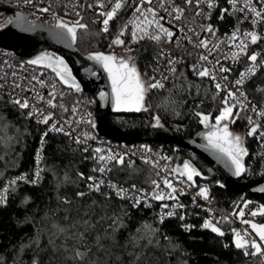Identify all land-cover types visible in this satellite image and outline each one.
Segmentation results:
<instances>
[{
    "label": "trees",
    "instance_id": "trees-1",
    "mask_svg": "<svg viewBox=\"0 0 264 264\" xmlns=\"http://www.w3.org/2000/svg\"><path fill=\"white\" fill-rule=\"evenodd\" d=\"M219 1L226 5L227 0ZM129 17V12L120 14L105 33L92 27L91 14H84L82 23L88 28L79 30L77 48L83 54H130L141 73L148 74L159 44L147 38L138 42L127 38L125 45L133 51L123 53L111 43ZM248 94L264 108V69L248 87ZM214 96L212 82L192 74L186 63L165 89L148 93L147 111L110 115L109 119L125 132L134 133L149 132L158 116L161 127L178 138L190 139L202 128L195 113L218 114L221 104ZM11 101L0 95V191L19 173L33 177L35 152L47 126L28 118L26 110ZM246 117L240 114L229 126L231 131L244 134L248 154L254 143L248 136L251 126ZM148 143L167 149L175 167L178 151L172 145ZM43 155L39 182L10 185L5 202L0 203V264L247 263L244 249L235 246V236L227 227L220 235L199 225L186 230L179 216L158 223V203L134 207L126 200L90 190L87 177L93 174L96 161L90 151L73 146L66 136L48 135ZM111 178L123 185L150 188L156 175L142 164L124 163L114 166ZM195 182L207 184L222 208L228 209L242 199L241 194L219 186L217 178L197 176ZM80 192L85 195L79 196ZM256 199L264 203V198ZM258 222H264V218ZM60 228L65 231L60 232ZM77 251L84 254L83 259L76 256Z\"/></svg>",
    "mask_w": 264,
    "mask_h": 264
},
{
    "label": "built area",
    "instance_id": "built-area-1",
    "mask_svg": "<svg viewBox=\"0 0 264 264\" xmlns=\"http://www.w3.org/2000/svg\"><path fill=\"white\" fill-rule=\"evenodd\" d=\"M103 2L105 7L100 8L99 3ZM115 0H36L33 4H25L24 0H0V11L2 9L13 10L25 13L28 17V21L30 24L41 25L44 27H55L56 21L53 18V15H59L62 19H68L69 22L75 21L79 19L78 16L75 15V12H79L80 16L83 17L84 14L92 15V27L94 29H98L102 31V20L103 16L100 15L101 12L110 11ZM254 5L257 9H260V0H253ZM217 7L213 9H209L205 3V0H200L197 5L196 0H193L192 5H188L185 3V0H174L175 6L184 9V20L174 22L175 25H179L185 27V31L187 32L188 28H196L197 31H200L201 25L211 24L213 28L216 30L215 36H211V34L207 32L201 31L200 37L193 36V40L198 43L201 38H209L213 43L218 42L219 40L227 41V38L231 36L233 31H236L239 28L241 33L247 31H256L261 39L256 44H251L249 42L247 48V56L241 55L238 59L232 58V51L236 49L230 48L227 43L221 45L219 50H214L212 55L209 56V61L212 65H215V58L220 59V65L224 67H228L231 69L229 73L221 74L219 73L220 65H215L217 69V78L218 80L222 75L228 76V81H222L223 83H227L229 88L233 87L234 81L239 78L240 73L244 72L246 68L252 65V62L248 60V56L252 54H257L256 71L255 74L251 75L248 79H246L244 85L241 88V91L246 93L247 101H250L249 111L241 112V115L252 116L254 120H256L261 125V130H264V118L258 116L256 113L252 112L251 106L255 105L257 110H264V108L258 107L249 97L248 87L254 81V79L258 76V74L264 69V23H257L253 25L252 19L254 18V14L250 11L239 12L236 11L233 15V6L228 4L226 1V5H221L219 0H216ZM245 3V0H239L237 7H242ZM51 4V9L48 13H42L37 11V6L39 7H47ZM91 4L92 7H88ZM157 0H153L152 7H156ZM72 5H75L73 8ZM135 3L133 0H126L125 5L122 9H120L117 13V16L110 21L109 29L117 19L120 14H124L129 12L130 17L127 20L126 25L128 26L127 32L125 36L122 38L126 40L127 38H131L130 32L133 30L134 25L129 24L130 20H135L136 14L134 15ZM169 10L171 11L172 4H169ZM229 9L228 13H223V9ZM200 13L197 15V13ZM223 13L224 18L221 19V15ZM159 14L165 16V20L162 23L165 27L172 28L173 31H176V27L174 25L169 24V20L171 17L167 12L163 10H159ZM210 14V18H207ZM245 16L248 18L245 19ZM83 19L80 21L82 23ZM1 31V27H0ZM187 35L192 36L191 32H187ZM184 33L177 32V36L173 38L181 39V43L177 46L175 43H162L159 44L160 48L154 60L152 61L148 76L156 75L157 78H160V74L163 73L169 77L168 80L164 81L165 87L174 80L175 75L171 74L168 71L169 65L165 63L168 57L160 58L159 53L161 49H164L166 52L171 53V58L176 59L178 63H176L175 67L177 68V72L181 65L188 64L189 70L191 71V66L194 63H197V58L204 52L203 49H198L193 47L192 44L188 43L187 40H183L182 37ZM115 39V38H114ZM132 39V38H131ZM238 43V41H237ZM211 46V45H210ZM120 49L125 50V47L119 46ZM206 54V53H205ZM228 58H225V57ZM158 71H154L157 70ZM192 74L196 75L193 71ZM15 73V76H13ZM38 76L39 79L44 80L48 85L52 83L56 84V89L58 93H63V98L57 96V102L63 103L66 108L69 109L68 112H64L60 108L51 109L46 107L43 103H38L35 98V94L29 89L32 88L33 85L36 86V91L40 92L45 99L47 100L48 93L51 90L50 87L41 88L35 81L31 80L32 76ZM210 82H212L214 86V82L210 80L208 77H205ZM0 84L3 87H0V95L8 96L11 100L13 98H24L29 99L30 104H37V107H41L44 109L45 115L49 112H53L55 115L52 120L46 124V129L39 141V145L35 152V167L34 174L31 179L27 177V175L22 172L7 181V184L1 189L0 196L6 197L5 189H8L10 185H12V181L16 183H26L30 185L37 184L41 178L44 165H43V154L44 148L46 145V137L50 134L64 135L66 136L72 143L73 146H78L83 149L87 148L90 151L96 161V168L106 167L110 169V171H106L105 173H100L98 171H93L91 176L95 177L97 181L103 180L104 184L101 185L100 191L103 195L115 196L119 199H123L128 201L131 205H133L132 198H121L116 194V189L109 187V185H117L118 188H123L127 191L129 196H142L144 193H151L153 191V185L150 188H144L135 185H123L111 178V172L114 166L117 163L116 161H100L98 160V155L108 156L110 154H119L124 158L125 164H142L143 166L149 168L156 175L157 172H160V177L168 176L170 180H172L173 184L178 188V201L177 200H165V201H156L149 198L148 203L155 204L158 203V215L157 222L162 223L165 220L179 216L182 221H184V229L190 230L195 225H199L201 228L204 227V224L207 221H211L212 225L218 227L221 231H223L224 227H227V231L229 234L234 236L235 233L239 232L241 237L244 239H248V236L245 235L247 232L251 238L256 239L259 242V237L256 232L251 228L249 223H243L242 221H258L259 219H263L264 215L261 214V206H264V203L260 200L247 197L246 194H242V199L239 201H235L230 204L228 209L222 208L219 206L216 198L213 196L211 188L201 182L197 184L196 182L193 184L190 181H187L184 177H179L178 174L168 175L167 172L162 171L161 169L167 167L169 169L175 168L172 165V154L165 149L162 145L152 146L148 142H137V143H119L110 138H106L100 136L94 129L92 124L87 122H80L77 124V121H80V118L83 116L85 121H87L88 113H91V119L94 122V113L96 108V99L90 94H74L73 90L65 87L56 77V75L50 70L37 68L25 60L16 55V53L8 48H5L0 45ZM14 84H19L22 88L14 87ZM23 89V90H22ZM215 89V88H214ZM216 92V90H215ZM73 95L75 96L73 98ZM225 93L221 92L220 96H224ZM220 101V97H216ZM243 100V97H241ZM79 102V103H77ZM17 106V105H16ZM75 106L78 108L76 113L71 112V108ZM18 107V106H17ZM19 108V107H18ZM26 110L28 114V109ZM30 119L38 120L36 116H33ZM65 121H71V125L65 123ZM56 123L57 127H64L65 132H70L71 135H66L65 132H58L52 130V124ZM47 133V135H44ZM83 133H88L90 139H87L85 143H76V137H80L81 140H84L85 137ZM254 146L251 151L246 155V160L244 162V166L246 171L243 174V182H248L251 180H263L264 181V137H261L259 134L255 135L252 139ZM96 148H102L104 151L100 154L95 152ZM146 149H150V151H146ZM110 150V152H109ZM166 157L167 159H163ZM145 159H149L152 161H158L160 167H154L151 163H146ZM123 163V164H124ZM39 172V177L36 176V173ZM20 177H25L26 179H20ZM160 177L156 175L154 180H159ZM180 181H183L181 183ZM15 183V184H16ZM93 181L89 180V184H92ZM163 184L161 183V188H163ZM206 188L208 190V199H204L202 196L197 193L200 189ZM170 191V190H168ZM163 204H168V208H162ZM247 204V207H245ZM179 205H183L180 207ZM140 206L148 207L145 203H141ZM139 206V207H140ZM243 210L244 216H239V212ZM256 211V216H251V212ZM168 212H173L174 214L168 216ZM161 215L164 216L163 221L161 222ZM196 220V221H195ZM225 225V226H224ZM262 249H264V243L261 244ZM247 258L248 261L246 264H264V255L255 254L253 255V249L251 247L248 248Z\"/></svg>",
    "mask_w": 264,
    "mask_h": 264
},
{
    "label": "snow or ice",
    "instance_id": "snow-or-ice-1",
    "mask_svg": "<svg viewBox=\"0 0 264 264\" xmlns=\"http://www.w3.org/2000/svg\"><path fill=\"white\" fill-rule=\"evenodd\" d=\"M35 2L36 0H24L25 4H33ZM125 2L126 0H115L110 11L100 13V15L104 17V19L102 20L103 32L107 33L109 31L110 21H112L117 16L118 11L124 7ZM199 2L200 0H196L197 5L199 4ZM227 2L228 4L233 6V15L236 11L242 13L245 11H250L252 14H254V18L252 19L253 25L257 23H264V0H260L259 10L254 5L253 0H245V3L242 7H237L239 0H227ZM133 3H135L136 5L134 8V15L139 14L136 15L135 20H130L128 22L129 24L134 25L133 30L130 32L133 42H138L139 40L147 38L156 42L157 44L175 43L177 46H179L181 43V39H176L175 41L173 40V38L177 36V32H179L184 33V36L182 37L183 40H187L188 43L192 44L195 48L204 50V52H201V54L198 56L197 63L192 64L191 71H193L200 78L208 77L214 82V88L216 92L213 99H215L216 97H220L221 107L218 109V114L215 116H213L211 113L205 114L201 112H197L195 113V115L200 118V123L204 126V128L208 129L207 133H205L204 135V138L207 141L206 147H209L212 150H215L216 152L226 156L235 168V175H241L246 171L242 163V158L247 155V150L243 147L242 137L233 133L229 128V124H234L236 122V119L240 118V113L242 111H249L250 101L247 103L245 102L247 101V96L246 93L241 91V88L244 85L246 79L255 74V62L257 61L258 57L257 54L248 56V60L252 62V65L246 68L244 72L240 73L239 78L234 81L233 87L235 88V91H233L232 88H229L227 83L222 82L228 81L227 75H222L219 80L217 78V69L215 65H220V59L215 58V65H212L209 61V56L212 55L214 50H219L221 48V45H224L225 43H227L230 48L236 49L235 51H232V58L234 60L238 59L241 55L247 56V48L249 42L251 44H256L261 39V36H259L256 31H247L241 33L239 31V28H237L236 31H233L231 36L227 38V41L219 40L218 42L213 43L211 39L206 37L199 39L197 43L193 40V36L200 37L201 31H203L211 34V36L214 37L216 30L211 24L201 25L200 31H197L196 28H188L187 32H191L192 36L187 35L185 27L174 24V22L176 21H182L185 19L183 15L184 9L175 6L174 0H157L156 7L151 6L153 4V0H133ZM170 3L172 4L171 11L168 7ZM185 3L188 5H192L193 0H185ZM205 3L209 9H213L218 6L216 0H205ZM72 7L74 8L75 5H72ZM88 7L91 8L92 5L89 4ZM99 7L104 8V3L100 2ZM50 9L51 4H49L47 7L37 6V11L42 13H48ZM159 10H163L164 12L168 13V15L171 17L168 22L170 25H174L176 27V31H173L170 27H165V25L162 23V21L165 20V16L160 15ZM228 12L229 9H223V13ZM223 13L220 17L221 19L224 18ZM199 14L200 13L198 12L197 15ZM75 15L78 16L79 19L72 22L62 19L59 15H53V18L56 21L55 27L62 30L60 35L67 34L71 37V40L73 42L77 38V32L79 29L87 30L88 28L87 24L80 22L83 17L80 16V13L78 11L75 12ZM207 18H210V14ZM247 18L248 17L245 16V19ZM12 23L13 20L8 19L6 24L0 25V27H5L7 26V24ZM127 28L128 26L124 25L111 43L115 46L125 47L126 53H131L133 49H131L130 47H126L125 40L122 38L123 36L128 34ZM163 57H168V59L165 61V63L169 65L168 71L171 74L175 75L177 73V68L175 67V65L176 63H178V61L171 58L170 52H166L164 49H161L159 57L157 59L159 60ZM88 58L98 63L103 71L107 73L108 79L111 83L112 100L117 111H147L145 101L148 93L152 90L165 89L164 81L169 79V77L167 75H164L163 73L160 74L159 79L156 75L148 76L146 72L141 73L134 62V57L130 54L118 55L114 52L108 54H105L104 52H96L94 54H91ZM225 58L228 57L226 56ZM28 63L32 65H44L45 67L50 68L53 72L56 73L60 81H62L64 84L68 85L70 88H74L77 92L81 91L79 83H77L75 77L71 75V71L68 69L62 58H53L45 53L35 59L28 61ZM154 71H158V69ZM230 71V68L224 67L223 65H220L219 67V73L221 74L229 73ZM13 76H15V73H13ZM31 80L35 81L36 84H38L41 88H51L48 93L49 98L47 100L40 92L36 91L35 85H33L31 89H29L35 94V98L38 103H43L44 105H46V107L51 109L60 108L64 112L69 111V109L66 108L63 103L57 102V96L59 95L62 99L63 93L57 92L55 83L48 85L44 80L39 79V77L35 75L31 77ZM0 87H3V85L0 84ZM14 87L22 88V86L19 84H14ZM221 92L225 93V95L222 97L220 96ZM107 95V93L101 92L100 98L106 99ZM241 97H243V100L241 99ZM11 102L17 105L20 109H28V118L36 116L38 118V123L48 124L55 115L53 112H49L47 113V115H45L44 109L41 107H37V104L35 103L30 104L28 98H24L23 100L21 98H13ZM250 110L256 113L258 116L264 118V110L258 111L255 105L251 106ZM77 111V107L73 106L71 108L72 113H76ZM87 116V121H85L84 117L82 116L80 118V121H77V124H79L80 122H87L89 124H92L94 127L95 125L91 119V113H88ZM246 119L248 124L251 126L248 135L255 136L259 134L261 137H264V130H261V125L256 120H254L252 116H247ZM155 121V126L160 127V119L158 116L155 117ZM65 123L69 124V126L71 125V121H65ZM51 127L52 130L65 132L64 127H57L56 123L52 124ZM65 134L69 136L71 135L70 132H65ZM44 135H47V133H45ZM83 136L85 137L84 140H81L80 137L75 138L77 144L85 143L87 139L92 138L88 133H83ZM84 151H88V149L85 148ZM103 151L104 150L102 148L95 149V152L97 154H100ZM146 151H150V149H146ZM97 158L100 161L108 160L116 161L119 164L124 163V158L119 154H110L107 157L104 155H98ZM163 159L167 158L163 157ZM145 162L153 164L154 167H160L158 161L154 162L152 160L145 159ZM161 170L167 172L168 175L178 174V178L186 176L187 181H191L193 183L194 177L200 175L197 169L193 167L191 163L187 162L183 164L182 168L180 166L171 169L164 167ZM93 171L105 173L106 171H110V169H107L106 167H99L97 169H94ZM156 175L160 177V172H157ZM36 176L39 177V172L36 173ZM81 176H83V174H81ZM20 179L26 178L20 177ZM87 179L93 181L92 184L88 185L90 190L100 191L101 185L104 184L103 180L97 181L93 176H89L87 177ZM180 182L183 183V181ZM11 183L15 184L16 182L12 181ZM151 183L153 185V191L150 194L144 193L142 196H134V194L133 196H129L125 189L118 188L117 185H109V187L116 189V194L118 196H121V198H132L134 207H139L141 203H145L146 206L151 207V204L148 203L149 198L156 201H178L177 193L180 190H178V188L173 184L172 180H170L168 176L160 177L159 180H152ZM161 183L164 186L163 188H161ZM132 187L135 188V185H133ZM4 191L7 192L8 189H5ZM197 194L202 196L204 199H208V190L206 188L200 189ZM78 195L84 196L85 193L80 192L78 193ZM5 199L6 198L4 196H0V203H4ZM65 202L67 203V201ZM179 206L183 207V205ZM168 207V204L162 205V208ZM245 207H247V204H245ZM173 214V212L167 213L168 216H171ZM261 214L264 215V206H261ZM256 215V211L251 212V216L254 217ZM239 216H244L243 210L239 212ZM160 219L162 222L164 216L161 215ZM242 222L246 224L249 223V221L246 220ZM250 226L253 230L256 231V234L259 237V242L256 239L251 238V236L247 232L245 233V235L248 236V239H244L243 237H241V234L237 232L235 233L237 237L235 246L237 248L244 249L245 254H248L247 250L249 247H251L254 250L252 253L253 255H264V249H262L261 247V244L264 243V224L258 225L256 223H251ZM204 227L211 228L213 232L224 235V233L221 232L218 227L212 225L211 221H207L204 224ZM59 231L64 232L65 229L60 228ZM76 256L80 259H83L84 254L77 251Z\"/></svg>",
    "mask_w": 264,
    "mask_h": 264
},
{
    "label": "water",
    "instance_id": "water-1",
    "mask_svg": "<svg viewBox=\"0 0 264 264\" xmlns=\"http://www.w3.org/2000/svg\"><path fill=\"white\" fill-rule=\"evenodd\" d=\"M2 11L8 14L13 23L0 31V45L14 51L17 56L27 63L45 53L53 58H62L71 71V75L79 83L80 92L60 81L56 73L50 68L44 65L29 64L37 68L50 70L65 87L72 89L74 94H90L96 99L97 103L93 118L94 129L100 136L119 143L157 142L172 145L178 151L175 167L181 165L182 158H187L198 168L199 176L205 179L217 178L219 186L232 190L237 194L264 198V190H262L264 189V181L241 182L244 172L239 176L235 175V168L226 156L206 147L207 141L198 140L200 131L193 138L181 139L163 127L154 126L149 132L128 133L114 125L109 119L110 115L132 111H117L114 107L111 96V83L107 73L103 71L98 63L88 58L94 53H81L76 46L77 38L73 42L67 34L60 35L62 30L56 27L30 24L27 15L22 12L7 9H2ZM101 92L108 94L106 99L100 98ZM196 177H194V183Z\"/></svg>",
    "mask_w": 264,
    "mask_h": 264
},
{
    "label": "rangeland",
    "instance_id": "rangeland-1",
    "mask_svg": "<svg viewBox=\"0 0 264 264\" xmlns=\"http://www.w3.org/2000/svg\"><path fill=\"white\" fill-rule=\"evenodd\" d=\"M8 19H10V17L8 16V14L7 13H5V12H3V11H0V25H4V24H6V22H7V20ZM67 21H68V19H67ZM8 25V24H7ZM3 27H1V29H2ZM120 51L121 52H123L124 53V51L125 50H123V49H120ZM161 127V126H160ZM229 128H230V126H229ZM233 133H235V134H237V135H240L241 137H242V140H243V147L246 149V140H245V136H244V134H240V133H236V132H234V131H232ZM249 136V135H248ZM253 137L254 136H249V138L250 139H253ZM247 150V149H246ZM245 157H246V155L242 158V162H244V159H245ZM185 162H187V163H191L192 164V166L193 167H195L196 169H197V171L199 172V170H198V168L195 166V164L194 163H192L190 160H188L187 158H182L181 159V167H183V164L185 163ZM200 173V172H199ZM251 223H256V224H258V225H260V224H264V222H258V221H250L249 222V224L251 225ZM255 231V230H254ZM256 232V231H255ZM236 239H237V237L235 236V238H234V240L236 241Z\"/></svg>",
    "mask_w": 264,
    "mask_h": 264
},
{
    "label": "flooded vegetation",
    "instance_id": "flooded-vegetation-1",
    "mask_svg": "<svg viewBox=\"0 0 264 264\" xmlns=\"http://www.w3.org/2000/svg\"><path fill=\"white\" fill-rule=\"evenodd\" d=\"M213 123H214V120H213ZM231 130V129H230ZM207 131H208V129H206V128H204V126L202 125V128H201V130H200V135L198 136V140L199 141H203V142H205L206 141V139L204 138V135H205V133H207ZM244 163V162H243ZM182 168V167H181Z\"/></svg>",
    "mask_w": 264,
    "mask_h": 264
},
{
    "label": "bare ground",
    "instance_id": "bare-ground-1",
    "mask_svg": "<svg viewBox=\"0 0 264 264\" xmlns=\"http://www.w3.org/2000/svg\"><path fill=\"white\" fill-rule=\"evenodd\" d=\"M122 16H124L125 17V15H122ZM122 19H123V17H122ZM150 64H151V62H150ZM158 144V143H157Z\"/></svg>",
    "mask_w": 264,
    "mask_h": 264
}]
</instances>
